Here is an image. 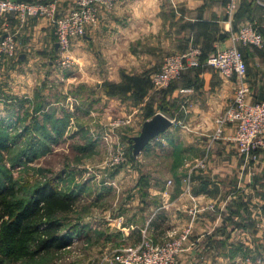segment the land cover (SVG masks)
I'll list each match as a JSON object with an SVG mask.
<instances>
[{"label":"crops","instance_id":"1","mask_svg":"<svg viewBox=\"0 0 264 264\" xmlns=\"http://www.w3.org/2000/svg\"><path fill=\"white\" fill-rule=\"evenodd\" d=\"M29 1L44 4L57 1L55 16L62 17L76 8L78 0ZM249 1H254L251 17L238 19L243 0H235L236 9L231 15L229 0H114L111 8H100L98 22L87 29L84 37L72 40L68 56L73 59V68L69 70L59 64L61 55L54 17L36 16L23 23L17 14L0 16V36L11 34L17 44L14 58L5 56L0 60V100L8 101L10 109L15 108L16 112L22 109L25 112L22 115L26 116L35 108V117L41 124L49 115L54 123L56 119H65L61 112L64 110L69 125L63 135L73 128L74 137L88 141L89 149L94 151L103 140H108L107 127L116 118L133 117L132 127L125 134L128 137L124 135L131 141L140 135L145 122L158 113L173 121L143 152H155L158 148L167 153L171 151L168 156L171 166L175 165L173 158L180 164L170 169L176 181L146 183L138 179L135 182L133 193L120 210L123 212L115 219L118 224L122 223L121 231L111 240L117 247L136 245L144 235L155 243L164 242L173 232L185 231L188 221L187 225L194 227L198 234L186 246L185 263H194L187 259L191 260L201 245H205L201 243L203 238L211 236L214 240L211 243L207 240L209 245L200 250L204 253L197 264H216L221 261L217 256L221 257L222 249H228L230 260L233 247L229 242H216L217 237L264 234V191H260L264 189V151L257 152L254 160L230 141L211 143L210 139L218 118L235 96L236 79H226L217 70L204 67L185 73L177 83L180 88L169 92H159L148 85L151 74L162 66L168 55L195 45L204 57H209L237 46L244 52L248 66L249 101H264V44L261 47L244 45L232 38L248 24H254L264 36V0ZM181 88H191L193 92L184 95L180 93ZM164 101L170 108L162 109ZM16 102L22 104L21 108L16 107ZM32 117V114L28 117L29 124ZM228 133H234V129L229 128ZM206 154L210 157L207 168L192 174L188 163ZM189 175V189L193 188V192L184 194V181ZM244 178L248 179L246 187L253 192V197L259 196L248 205L259 211L233 215L231 195L223 197L220 206L218 197L224 189H236L237 180ZM110 189L114 188L106 186L103 193H96L92 202L104 200ZM211 203L218 207L217 213L208 209ZM193 206L197 209L195 215L189 213ZM125 215H130L129 222ZM224 216L229 219L225 220ZM216 220L223 223L217 226ZM242 220L244 225L239 222ZM251 223L259 229L252 231L248 227ZM248 247L255 248L252 244Z\"/></svg>","mask_w":264,"mask_h":264},{"label":"rangeland","instance_id":"2","mask_svg":"<svg viewBox=\"0 0 264 264\" xmlns=\"http://www.w3.org/2000/svg\"><path fill=\"white\" fill-rule=\"evenodd\" d=\"M71 62L70 67L63 68L68 70L72 69L73 59H71ZM151 88H154V86H151ZM234 99L235 96L233 100ZM15 104H17V108H21V103L16 102ZM230 105L218 118L215 132L220 126H222L220 121L224 118ZM9 106L10 103L8 101L4 102L0 100V140L2 139L1 146H4L0 147V173L7 170L14 175L17 187H20L21 196L27 195L28 192L31 191V188L38 184L57 181L59 190L63 193L72 194L78 198V208L75 213L71 214V223L68 224L70 227L72 226L73 229L75 228L72 243L68 248L20 264H119V257L123 252L120 250V247H117L116 243H113L111 240L115 238L114 236L117 232L121 231V226L119 225H122V223L118 224L119 221L117 222L115 219L119 215L118 213L123 212L120 210L123 208L125 199H128L133 193L134 188H132V186L138 181V179L146 183L150 180H156L162 183H168L170 180V182L175 183V176L170 172V169H175L180 165L178 164L177 158H173L175 165L171 166V160H168L171 151L168 153L163 152L160 148H158V150L155 149V152L153 151L149 153L144 151L138 156H133L134 141L124 138L128 129L132 127V116L116 118L113 120L111 125L107 127L109 132L107 135L108 140H103L98 145L97 151H94V149L86 147L89 145L88 141L81 138L76 139L74 137L71 133L73 132V128L68 134L62 136L63 138L60 139V142H54L53 138L48 140L43 137H40L41 139L35 137V130L32 128L33 126H28L31 127V130L26 133L25 129L26 126L29 125L30 120H23L25 115H22V113L25 112H22V109H20L13 114ZM61 112L66 116L67 113H64V110ZM35 113V108L33 109V113L29 112V114H32L33 116H35ZM7 118L11 120L10 123L13 125L10 128L4 123V120ZM120 120H129L130 122L122 126L112 127L115 121ZM30 124H32V122ZM48 128H50L49 136L53 137L51 124ZM222 128L224 130L222 131L223 139L215 141L213 139L214 132L210 138L212 139L211 143L227 140L235 144L237 149L243 153L239 147V143L234 140L236 123H230V125L226 124V126L223 125ZM229 128H233L234 133H228ZM125 137L128 136L125 135ZM27 148H29V150L37 151L38 157L34 161L30 162L26 160L23 164L16 166L14 161L15 157H19V155H21L20 152L22 150L27 151ZM151 148L153 149V147ZM261 151L264 150H258L257 152ZM123 152L125 156L121 155ZM257 152L252 155L243 154L250 158L252 157L255 160L257 158ZM31 154L32 152L29 151L28 157H30ZM197 160L198 161L193 163H188L190 170L194 171L192 174H194L196 170L207 168L210 162V157L206 154L204 157ZM122 167L124 168L123 170H121ZM119 170L120 172L118 173ZM246 181L245 178L243 180L238 179L236 189H224V192L222 193L223 195L221 194L218 197L220 198V201L218 202V200H216L219 206L223 197L231 195L230 197L232 199L233 197H236L241 200V208H238L241 215L242 213L248 214V212H252L253 214L258 213V208H253L252 204L248 205V202L252 199H259V196L255 195L256 197H253V192L246 187ZM184 182L185 188L183 193H189V190L190 192H193V188L189 189V186H191V175L187 176V180ZM258 185L261 184L258 183ZM106 186L113 187L114 189L106 191L108 194L104 200L96 199V203L92 202V196H96V193H103ZM260 191L262 192L264 189L262 188ZM260 191L257 192L260 193ZM206 202L205 206H207ZM137 206L138 203H136V208ZM214 207L215 205L211 203V205L208 206V209L211 212L217 213L215 211L218 207L216 206L215 209H213ZM230 208L232 214L234 213V210H237V207L232 206V201ZM195 210L197 209L193 206L189 210V213L192 212L193 215H195ZM180 212H183V210ZM124 218L126 222H129L128 219L131 217L130 215H125ZM187 222L188 221H186L185 228H187L186 231H190L189 239L193 243L197 238L198 233L197 230L193 229L194 227L188 226L189 223ZM239 222H241L240 224L242 225L245 224L243 220ZM215 223L218 226V224H222L223 221L216 220ZM225 225L227 226V224ZM252 225L253 223L248 226L252 231L254 229H259V226L255 228V224L254 226ZM258 233L259 232H257V234ZM252 234L253 233H247L244 235V233H239L235 237H217L216 242H219V240L220 242H229V245L233 246L230 249H235L239 246H241V248H239V252L235 257H230V260L227 258L229 255L227 252L228 249H222V251H220L221 257L217 256L218 260L221 261L216 264H264V234H258L257 237H253ZM169 239L173 238L170 237ZM207 240L211 243L214 238L211 236L203 238L201 243H205V245H201L202 247L200 250L204 246L208 247L209 242ZM234 244L236 245L235 247ZM250 244L256 249H249L248 245ZM225 245L226 244L224 243L223 246ZM200 250L192 255L191 260L187 259L188 257L186 259L194 262L192 264H197L201 254L204 253H201ZM183 254L177 258L175 264H186ZM212 260H216L214 256L212 257Z\"/></svg>","mask_w":264,"mask_h":264},{"label":"built area","instance_id":"3","mask_svg":"<svg viewBox=\"0 0 264 264\" xmlns=\"http://www.w3.org/2000/svg\"><path fill=\"white\" fill-rule=\"evenodd\" d=\"M113 3L114 0H78L72 12L57 17L55 16L58 9L57 1L44 4L29 0H0V16L17 14L23 23L36 16L54 17L55 35L61 55L59 64L62 67H70L72 62L68 52L72 40L84 37L87 29L98 22L100 8H111ZM235 9V0H229V14H233ZM232 38L235 42L244 45L261 47L264 44V36L254 24L242 27L239 32L232 35ZM16 55L15 37L11 34L0 36V60L5 56L14 58ZM201 55L202 51L192 45L183 52L167 56L162 66L151 76L154 88L158 91L166 90L187 70L204 66L217 70L226 79H236L235 99L220 124L226 126L236 123L234 140L239 143L243 153L252 155L258 150H264V101H249L251 87L248 83V67L243 51L237 46L229 47L210 56L206 62H201ZM192 92L191 88L180 90L184 95ZM129 122V120L115 121L116 124L114 123L113 126L118 127ZM222 126L213 136L215 141L223 139ZM121 155L125 156L124 152ZM173 233L171 236L173 239L162 243H155L148 235H144L142 241L136 245L121 246L120 250L123 254L119 257V264H175L190 242V231ZM176 233L178 236H175Z\"/></svg>","mask_w":264,"mask_h":264},{"label":"trees","instance_id":"4","mask_svg":"<svg viewBox=\"0 0 264 264\" xmlns=\"http://www.w3.org/2000/svg\"><path fill=\"white\" fill-rule=\"evenodd\" d=\"M253 3L254 1L250 2L249 0H243L242 9L237 16L238 19L251 17ZM237 32L239 31L237 30ZM203 55L204 54L202 53L200 60L201 62H206L210 56L204 57ZM203 68H192L185 73ZM181 78L172 83L168 89L160 90L159 92H169L180 88L177 83H179ZM149 79L150 82L148 85L149 87H153L152 80L151 78ZM167 107L170 108L168 103L166 104L164 101L162 109H167ZM14 109L15 108L11 109L13 114L16 113ZM153 115L154 114H151L150 117H153ZM29 116V113L26 114L23 120H27ZM49 116L43 124L39 123L36 117L33 116L31 119L32 124L26 126V133L31 130V127L28 126H33L32 128L35 130V137H43L48 140L53 138L54 142H60V135L62 137L69 125L67 115L63 120L56 119L55 123L53 117ZM10 122L11 120L9 118L4 120V123L8 125L9 128L13 126ZM50 124L52 126L53 137L49 136L50 128L48 127ZM1 141L2 139L0 140V147H4L1 146ZM27 151L32 152L30 157H28ZM27 151L22 150L20 152L21 155L15 157L14 161L16 166L23 164L26 160L30 162L34 161L38 157L37 151L29 150V148H27ZM241 205V200L233 197L232 206L237 207V210H234L233 215H240V210L238 211V208H241ZM77 208L78 198L72 194L63 193L59 190L57 181L38 184L31 188V191L28 192L27 195L21 196L20 187H17L14 175L7 170L1 172L0 264L26 263L41 256L49 255L52 252L68 248L72 243L73 232L75 229L68 224L71 223V214L75 213ZM224 217L226 218L225 220L229 219L227 216ZM239 248H241V246L231 250L232 257H235L238 254Z\"/></svg>","mask_w":264,"mask_h":264},{"label":"water","instance_id":"5","mask_svg":"<svg viewBox=\"0 0 264 264\" xmlns=\"http://www.w3.org/2000/svg\"><path fill=\"white\" fill-rule=\"evenodd\" d=\"M172 125L173 121L162 113L156 114L152 119L145 122L140 135L133 138L134 155L138 156L152 140L165 133Z\"/></svg>","mask_w":264,"mask_h":264}]
</instances>
